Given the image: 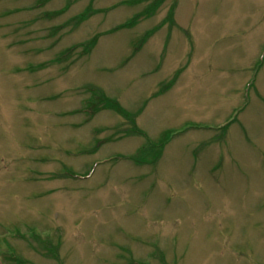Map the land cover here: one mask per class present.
<instances>
[{
	"label": "rangeland",
	"instance_id": "rangeland-1",
	"mask_svg": "<svg viewBox=\"0 0 264 264\" xmlns=\"http://www.w3.org/2000/svg\"><path fill=\"white\" fill-rule=\"evenodd\" d=\"M0 264H264V0H0Z\"/></svg>",
	"mask_w": 264,
	"mask_h": 264
},
{
	"label": "trees",
	"instance_id": "trees-1",
	"mask_svg": "<svg viewBox=\"0 0 264 264\" xmlns=\"http://www.w3.org/2000/svg\"><path fill=\"white\" fill-rule=\"evenodd\" d=\"M103 98V97H102ZM111 108V107H110ZM111 109H114V108H111Z\"/></svg>",
	"mask_w": 264,
	"mask_h": 264
}]
</instances>
